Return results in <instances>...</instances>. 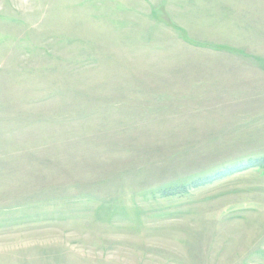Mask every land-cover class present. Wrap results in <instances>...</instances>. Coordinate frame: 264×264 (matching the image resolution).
Listing matches in <instances>:
<instances>
[{
    "label": "rangeland",
    "instance_id": "obj_1",
    "mask_svg": "<svg viewBox=\"0 0 264 264\" xmlns=\"http://www.w3.org/2000/svg\"><path fill=\"white\" fill-rule=\"evenodd\" d=\"M0 264H264V0H0Z\"/></svg>",
    "mask_w": 264,
    "mask_h": 264
}]
</instances>
